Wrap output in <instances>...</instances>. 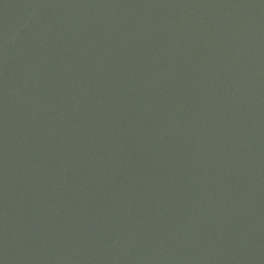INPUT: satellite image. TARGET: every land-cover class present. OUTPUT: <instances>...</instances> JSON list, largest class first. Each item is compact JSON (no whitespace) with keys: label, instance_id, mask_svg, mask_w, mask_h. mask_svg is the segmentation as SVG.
<instances>
[{"label":"water","instance_id":"1","mask_svg":"<svg viewBox=\"0 0 264 264\" xmlns=\"http://www.w3.org/2000/svg\"><path fill=\"white\" fill-rule=\"evenodd\" d=\"M0 264H264V0H0Z\"/></svg>","mask_w":264,"mask_h":264}]
</instances>
